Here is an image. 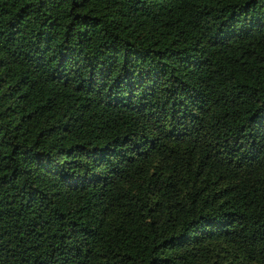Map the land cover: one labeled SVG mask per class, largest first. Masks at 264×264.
I'll return each instance as SVG.
<instances>
[{"label":"trees","instance_id":"trees-1","mask_svg":"<svg viewBox=\"0 0 264 264\" xmlns=\"http://www.w3.org/2000/svg\"><path fill=\"white\" fill-rule=\"evenodd\" d=\"M0 264H264V0H0Z\"/></svg>","mask_w":264,"mask_h":264}]
</instances>
